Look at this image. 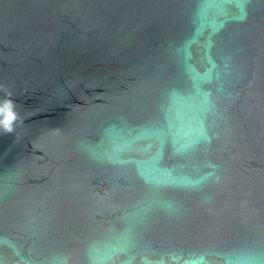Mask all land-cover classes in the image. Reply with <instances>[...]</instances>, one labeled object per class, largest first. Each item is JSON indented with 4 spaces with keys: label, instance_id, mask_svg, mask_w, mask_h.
<instances>
[{
    "label": "water",
    "instance_id": "95a60500",
    "mask_svg": "<svg viewBox=\"0 0 264 264\" xmlns=\"http://www.w3.org/2000/svg\"><path fill=\"white\" fill-rule=\"evenodd\" d=\"M0 109V264H264V0H0Z\"/></svg>",
    "mask_w": 264,
    "mask_h": 264
},
{
    "label": "clouds",
    "instance_id": "9594fccd",
    "mask_svg": "<svg viewBox=\"0 0 264 264\" xmlns=\"http://www.w3.org/2000/svg\"><path fill=\"white\" fill-rule=\"evenodd\" d=\"M5 109L10 110V105H5ZM5 109H0V111H3V110H5Z\"/></svg>",
    "mask_w": 264,
    "mask_h": 264
}]
</instances>
